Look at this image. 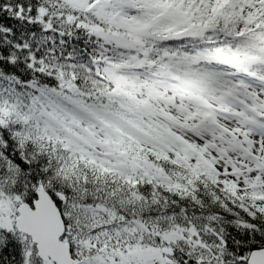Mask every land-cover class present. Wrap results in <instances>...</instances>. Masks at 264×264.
Instances as JSON below:
<instances>
[{
	"label": "snow or ice",
	"instance_id": "1",
	"mask_svg": "<svg viewBox=\"0 0 264 264\" xmlns=\"http://www.w3.org/2000/svg\"><path fill=\"white\" fill-rule=\"evenodd\" d=\"M0 264H264V0H0Z\"/></svg>",
	"mask_w": 264,
	"mask_h": 264
}]
</instances>
